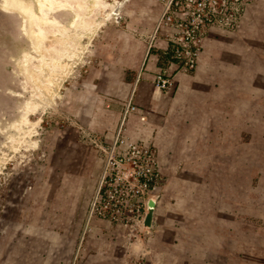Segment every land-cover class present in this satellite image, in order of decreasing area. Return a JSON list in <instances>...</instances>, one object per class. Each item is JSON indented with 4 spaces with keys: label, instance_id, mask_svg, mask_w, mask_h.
Wrapping results in <instances>:
<instances>
[{
    "label": "rangeland",
    "instance_id": "1",
    "mask_svg": "<svg viewBox=\"0 0 264 264\" xmlns=\"http://www.w3.org/2000/svg\"><path fill=\"white\" fill-rule=\"evenodd\" d=\"M256 1L0 0V264H74L76 247L91 253L97 220L123 240L120 264H135L136 249L138 264L148 253L152 264H264V29L249 44L241 36ZM153 2L159 13L143 46L126 21ZM166 7L172 22L213 14L211 27L239 36L261 66L250 119L241 99L239 125L218 141L222 155L203 156L205 141L159 152L140 127L147 116L134 88L151 54L155 99L184 73L162 53L180 31L157 30ZM157 38L166 43L158 54ZM158 73L170 88L156 89Z\"/></svg>",
    "mask_w": 264,
    "mask_h": 264
},
{
    "label": "crops",
    "instance_id": "2",
    "mask_svg": "<svg viewBox=\"0 0 264 264\" xmlns=\"http://www.w3.org/2000/svg\"><path fill=\"white\" fill-rule=\"evenodd\" d=\"M261 4L262 0H257L251 6L241 29L242 39L244 37V41L248 44L250 39L256 37L253 32L254 28L257 29L256 32L264 29V21L257 19L262 10L264 12V6ZM155 6L157 9L151 12H148V9L144 7L135 9L136 18L131 19L130 23L126 21V28L134 31L131 36L141 44L142 41L139 38H143L144 35L148 36L155 26L159 13V6L156 4ZM119 23L122 26V22ZM93 25L95 26L96 22ZM93 25H84L83 27L90 31L94 27ZM99 25L101 24L99 23L98 27ZM110 25L111 27L115 26L114 23H110ZM87 34L89 33L87 32ZM262 38L264 42V32ZM155 43L156 45L153 44L157 47L155 51L157 50L158 54L161 47L164 50L166 43L159 38ZM260 45L263 44L260 43ZM249 48L243 49L239 42V36H235L233 33H226L218 27L209 29L203 39L195 70L189 74L176 71L172 89L156 99L153 96L152 83L158 70L156 64L158 55L151 54V60L144 72L140 73L142 78L136 82L134 100L138 106L143 108L147 116L145 121L140 123V127L150 129L149 139L159 148V152L167 147L169 155L172 156L182 151L185 152L187 143L205 141L206 148L201 151L203 156L222 155L219 151H222L223 146H221L222 143L218 145V141H222L225 135L233 134L234 128L239 125L241 99L250 119L252 105L250 96L255 95V72L261 69V66L255 65L254 51L251 52ZM142 50L143 47L138 48L136 45L137 54L132 55L131 59L139 61L144 54ZM127 57V51L124 49L123 59ZM235 61H239L236 70ZM241 82L242 85L245 84L242 89ZM139 133L144 134V131ZM165 141H169L167 145L164 143ZM211 148H213V152H211ZM173 149L179 150V152ZM99 223L100 221L97 220L91 225L93 246H88L86 249H92L91 253L88 251L89 254L82 255L85 252L84 248H81L82 245L76 247L73 257L74 264H120L119 262L127 260L126 257H122V252H120V248L124 244L123 240L112 238L111 230L114 229L106 225L101 227ZM107 250H109V254H106ZM134 252V263L138 264L137 249ZM142 254L140 255L142 256ZM149 255L148 253L147 256H143V264L154 262L152 253L151 256Z\"/></svg>",
    "mask_w": 264,
    "mask_h": 264
},
{
    "label": "built area",
    "instance_id": "3",
    "mask_svg": "<svg viewBox=\"0 0 264 264\" xmlns=\"http://www.w3.org/2000/svg\"><path fill=\"white\" fill-rule=\"evenodd\" d=\"M170 7H166L163 15L160 18V21L157 25V30L165 28L168 24H172L177 28H180V31L173 35L169 42L168 46L162 52L163 56L171 64L177 63L178 66L184 73L193 72L197 65V59L201 50V37L203 35V30L207 27L212 28L211 19L213 14H209V19L203 14L199 13L203 11L202 9H197V12H194L192 16L183 21L175 20L170 15ZM164 19L166 21H164ZM161 31V30H160ZM152 45L149 44L147 48V55ZM155 86L157 90H166L170 88L171 82L168 77L164 74L158 73L155 78ZM134 110V108H132Z\"/></svg>",
    "mask_w": 264,
    "mask_h": 264
},
{
    "label": "bare ground",
    "instance_id": "4",
    "mask_svg": "<svg viewBox=\"0 0 264 264\" xmlns=\"http://www.w3.org/2000/svg\"><path fill=\"white\" fill-rule=\"evenodd\" d=\"M47 1V0H46ZM56 4V3H55ZM53 4H51V6H52ZM65 6V5H64ZM55 9V8H54ZM76 19H77V17H76ZM74 20H75V18H74ZM41 28V27H40ZM43 28H45V27H43ZM43 31V30H42ZM39 32H40V30H39ZM42 34V33H41ZM60 48V47H59Z\"/></svg>",
    "mask_w": 264,
    "mask_h": 264
},
{
    "label": "water",
    "instance_id": "5",
    "mask_svg": "<svg viewBox=\"0 0 264 264\" xmlns=\"http://www.w3.org/2000/svg\"><path fill=\"white\" fill-rule=\"evenodd\" d=\"M147 224V223H146Z\"/></svg>",
    "mask_w": 264,
    "mask_h": 264
}]
</instances>
